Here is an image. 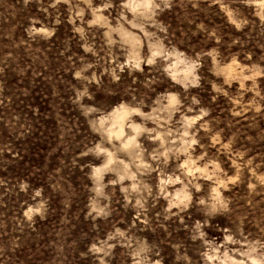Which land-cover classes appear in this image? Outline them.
Returning a JSON list of instances; mask_svg holds the SVG:
<instances>
[{"label": "rangeland", "instance_id": "1", "mask_svg": "<svg viewBox=\"0 0 264 264\" xmlns=\"http://www.w3.org/2000/svg\"><path fill=\"white\" fill-rule=\"evenodd\" d=\"M0 264H264V0H0Z\"/></svg>", "mask_w": 264, "mask_h": 264}, {"label": "trees", "instance_id": "2", "mask_svg": "<svg viewBox=\"0 0 264 264\" xmlns=\"http://www.w3.org/2000/svg\"><path fill=\"white\" fill-rule=\"evenodd\" d=\"M256 133H257V131L251 133V136H252L253 138H255V137H256Z\"/></svg>", "mask_w": 264, "mask_h": 264}]
</instances>
